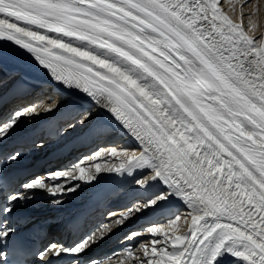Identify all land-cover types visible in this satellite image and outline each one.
<instances>
[{
	"label": "snow or ice",
	"instance_id": "obj_1",
	"mask_svg": "<svg viewBox=\"0 0 264 264\" xmlns=\"http://www.w3.org/2000/svg\"><path fill=\"white\" fill-rule=\"evenodd\" d=\"M243 7L253 9L248 27L221 0H0V41L32 54L67 93L59 103L0 119V181L24 159L21 125L36 116L66 117L70 137L108 114L139 145L103 148L5 196L0 264H10L7 246L17 235L11 219L24 201L43 191L60 205L105 170L133 177L148 195L119 213L109 210L113 219L75 245L51 244L39 254L42 264L66 255L74 264H104L89 253L113 226L173 202L184 210L127 234L150 238L143 257L129 247L122 264H264V36L249 35L260 0ZM104 155L120 159L106 169L107 161L84 163Z\"/></svg>",
	"mask_w": 264,
	"mask_h": 264
},
{
	"label": "bare ground",
	"instance_id": "obj_2",
	"mask_svg": "<svg viewBox=\"0 0 264 264\" xmlns=\"http://www.w3.org/2000/svg\"><path fill=\"white\" fill-rule=\"evenodd\" d=\"M231 1H233V4L235 6V11H236V18L235 17H232L231 14L229 15L231 18L234 19V21L236 23H241L243 24V26H245L244 24V15L245 14H250L252 15L253 13V9H250V8H246L245 10H243L240 6V3L244 0H226L225 3L226 5L222 4V0H221V4H222V7H223V10L228 13V12H231V9H228V11H226V8H229L230 5L229 3H231ZM249 1V0H246V2ZM245 2V4H246ZM262 2V1H260ZM232 5V4H231ZM231 8V7H230ZM234 9H232L233 11ZM246 13H245V12ZM248 11H251V12H248ZM262 11V9H261ZM260 11V12H261ZM234 14V13H233ZM260 14L258 15H255L253 16V20L254 19H257V17L259 16ZM261 16V15H260ZM249 17V16H248ZM262 17V16H261ZM264 17V16H263ZM244 20V21H243ZM247 20V18H246ZM258 21V20H256ZM248 24V22H246V25ZM259 24V21L258 23ZM248 26V25H247ZM256 28V27H255ZM254 28V30H255ZM253 30V31H254ZM249 35H252L254 37H261V36H264V21H263V28L260 27V25L258 26V29L255 30L254 32L251 33V31L249 32ZM17 54L18 56H20L21 58H24L26 59L27 61H32L33 64H38V61L35 60L34 56L30 53H28L26 50H23L21 49L19 46L15 45L13 42H7V41H0V64L3 66V65H9L10 68L14 69L16 68L17 66L15 65V61L16 59H21V58H10L8 56H5V54ZM36 62V63H34ZM42 67V66H41ZM43 69V68H42ZM42 74L45 75V77L47 78V81L49 82H53V80L51 79V77L46 74V71L43 69V72ZM2 89V86L0 85V90ZM59 98H55V97H52L50 95H46V94H37L35 95L33 98H31V102H35L34 104H47L49 102H52V101H55L56 103L58 102ZM108 115V114H107ZM109 116V115H108ZM130 139L128 137H121V139H118V141H115V143H107L105 142V146L104 147H117V148H127L129 150H133V151H137L138 150V147L139 145H136V144H133L129 141ZM132 142H135V143H138L136 142L133 138H132ZM57 143V142H56ZM103 143V141H99V146H101ZM126 144H129V146H127ZM103 147V146H101ZM96 152H99L96 151ZM110 156H107V155H104V156H100V157H97L96 160H84V163L85 164H89V165H92V164H95L97 162H102L104 160H107V158H109ZM68 159H71L72 158H67L65 160H68ZM117 159V158H116ZM120 157H118L117 160H119ZM112 159H108V161H112ZM78 161V160H77ZM76 160L73 161V162H77ZM105 162V161H104ZM114 161H112L113 163ZM117 163V162H116ZM52 163H49L47 166L51 165ZM72 164V162H63L61 165H60V168L64 167V166H70ZM106 164V163H105ZM110 164V163H109ZM108 165V164H107ZM105 165V166H107ZM45 166V167H47ZM104 166V167H105ZM110 166V165H109ZM59 168L57 167H54L52 168H46L44 171L46 172H49V171H54V170H57ZM106 169V168H105ZM95 170L93 169V172ZM108 172L105 170V171H102L100 174H98V177L97 179H101V178H104L106 177L108 174ZM47 173L43 174L42 176H45ZM63 179V178H61ZM68 179H71V178H68ZM80 192V191H79ZM42 199H46L47 201L46 202H49L51 201V196L49 194H46L45 192L43 191H40L39 193H37ZM75 196V195H74ZM39 197H36V199H38ZM68 198H71V197H64L63 200H67ZM38 202V201H37ZM174 205V202L172 204H169V205H166L165 207L157 210V212H160L161 213V216L159 217V219L157 221H154V222H151V223H160V224H163L166 222V220L172 215L173 212H175L178 208L179 210L183 211L184 209L182 207H177V208H174L173 207ZM124 210V209H123ZM166 212H169V214L167 216H165V213ZM180 228L182 231H185L187 229V225H184L183 223V220H181L180 222ZM138 230H142V226H131V227H118V226H114V230L113 231V234L115 235V237L112 239V242L106 247L107 250L111 251L109 254L105 253V251H102L101 253L99 254H93V255H90L89 256V259H96V260H99V261H105L106 260V263L107 264H110V263H120L122 264V262L125 261V257L127 255V252H122L124 249L126 250L127 248L131 247L133 250H134V253L135 255L137 256H140V257H143V249L140 248L139 249H136L135 247H138V245H143L147 240H149L150 238V234H146L147 237H144L142 239H136L134 240L132 243H126L125 240H127V238L125 237L122 241H119L117 242L116 240H118L119 238V234L121 233H126L128 234L130 231H138ZM127 236V235H126ZM144 236V235H142ZM124 237V235H123ZM136 249V250H135ZM124 250V251H125ZM113 254V255H111ZM111 261V262H110ZM84 262H87V260H85Z\"/></svg>",
	"mask_w": 264,
	"mask_h": 264
},
{
	"label": "rangeland",
	"instance_id": "obj_3",
	"mask_svg": "<svg viewBox=\"0 0 264 264\" xmlns=\"http://www.w3.org/2000/svg\"><path fill=\"white\" fill-rule=\"evenodd\" d=\"M222 1H223L222 4L226 5V3H225L226 0H222ZM260 1H262V2H260V6H261L262 11L259 12L258 14H260L262 17L259 15V16L257 17V19H254V20H253V22L256 24V28H255V30L258 29V26H259V25H260L261 28H263V21H264V17H263V16H264V0H260ZM245 2H246V0H244V1H242V2L240 3V6H241V8H242L243 10L246 9V8L243 7V5H245ZM252 2H253V0H249V1H247L246 3H252ZM231 4H232V5H231ZM229 5H230L231 8H230V7H229V8H226V11H228V9H231V12H228L227 14L230 15V14L232 13L231 16L236 18V11H235V6H234V4H233V1H231V3H229ZM232 9H234V10L232 11ZM244 12H245V11H244ZM248 12H251V11H248ZM233 13H234V14H233ZM245 13H246V12H245ZM258 14H257V15H258ZM248 16H250V14H245V15H244V19H245V21H244V20H243V21H244L245 27H248V26H249V20H248V19L246 20V18H247ZM256 20L259 21V24H257L258 21H256ZM246 22H248V24H247L248 26L246 25ZM253 30H254V29L251 30V33L255 31V30H254V31H253ZM103 147H104V146H103ZM97 151H98V150H97ZM99 151H100V150H99ZM108 159H112V158L109 157V158H107V160H104V161H107L106 164L104 163V166L108 164L107 166H105V168H107V167L112 163V161H114L115 163H116V162L118 163V161H119V160H117L118 157H117V159L115 158V160H112V161H108ZM104 161H103V162H104ZM109 163H110V164H109ZM89 164H90V163H89ZM89 164H88V165H89ZM74 194H75V193H74ZM75 196H76V195H75ZM123 235H124V237H123ZM126 235H127V234L124 233V232H123L122 234L120 233V234H119V238H118V240H116V241H117V242L122 241L125 237H127ZM135 248L140 250L141 245L139 244L138 247H135ZM136 249H135V250H136ZM124 252H126V250H125Z\"/></svg>",
	"mask_w": 264,
	"mask_h": 264
}]
</instances>
